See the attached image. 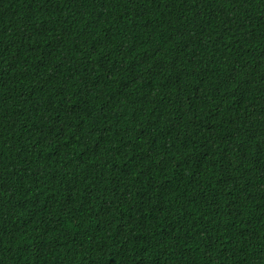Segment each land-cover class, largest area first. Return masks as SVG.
Listing matches in <instances>:
<instances>
[{"label": "trees", "instance_id": "16d2710c", "mask_svg": "<svg viewBox=\"0 0 264 264\" xmlns=\"http://www.w3.org/2000/svg\"><path fill=\"white\" fill-rule=\"evenodd\" d=\"M0 264H264V0H0Z\"/></svg>", "mask_w": 264, "mask_h": 264}]
</instances>
